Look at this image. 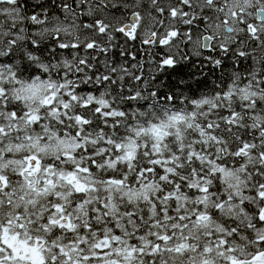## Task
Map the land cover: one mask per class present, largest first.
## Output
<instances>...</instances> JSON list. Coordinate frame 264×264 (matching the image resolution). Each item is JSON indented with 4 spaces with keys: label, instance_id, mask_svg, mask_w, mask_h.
<instances>
[{
    "label": "snow or ice",
    "instance_id": "obj_1",
    "mask_svg": "<svg viewBox=\"0 0 264 264\" xmlns=\"http://www.w3.org/2000/svg\"><path fill=\"white\" fill-rule=\"evenodd\" d=\"M0 264H264V0H0Z\"/></svg>",
    "mask_w": 264,
    "mask_h": 264
}]
</instances>
